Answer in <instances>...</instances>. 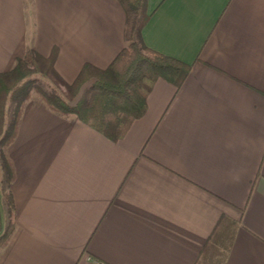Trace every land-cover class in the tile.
Here are the masks:
<instances>
[{
  "label": "crops",
  "instance_id": "crops-1",
  "mask_svg": "<svg viewBox=\"0 0 264 264\" xmlns=\"http://www.w3.org/2000/svg\"><path fill=\"white\" fill-rule=\"evenodd\" d=\"M146 8L142 42L188 75L157 79L117 142L24 104L0 264H264V0ZM124 24L118 0H0V73L31 46L70 84L112 62Z\"/></svg>",
  "mask_w": 264,
  "mask_h": 264
},
{
  "label": "trees",
  "instance_id": "trees-1",
  "mask_svg": "<svg viewBox=\"0 0 264 264\" xmlns=\"http://www.w3.org/2000/svg\"><path fill=\"white\" fill-rule=\"evenodd\" d=\"M147 0H118L125 13V46L105 69L84 64L74 81L65 83L55 72V53L42 57L28 46L14 66L0 73V185L6 224L0 213V253L15 231L10 185L14 169L8 155L22 108L34 92L54 114L73 116L108 140H121L133 121L146 111V97L154 82L163 79L179 88L190 67L146 47L141 30L148 14ZM47 79L56 91L46 92L37 78Z\"/></svg>",
  "mask_w": 264,
  "mask_h": 264
},
{
  "label": "rangeland",
  "instance_id": "rangeland-1",
  "mask_svg": "<svg viewBox=\"0 0 264 264\" xmlns=\"http://www.w3.org/2000/svg\"><path fill=\"white\" fill-rule=\"evenodd\" d=\"M37 83L39 85L40 88H42L44 91L46 92H53V91H56L55 88L53 87V85L47 80V79H44V78H40L38 77L37 78ZM30 100H39L36 95L34 94V92L31 93V98ZM29 100V101H30ZM0 192H1V185H0ZM0 204H1V217H2V223L4 225V222L6 220V209H5V205L3 203V199L1 197V193H0Z\"/></svg>",
  "mask_w": 264,
  "mask_h": 264
}]
</instances>
